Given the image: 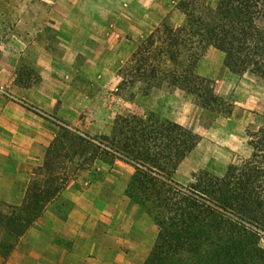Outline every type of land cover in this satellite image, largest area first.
<instances>
[{
	"label": "rangeland",
	"instance_id": "374dc122",
	"mask_svg": "<svg viewBox=\"0 0 264 264\" xmlns=\"http://www.w3.org/2000/svg\"><path fill=\"white\" fill-rule=\"evenodd\" d=\"M180 1L84 0L79 6L78 0H0V116L3 111L8 114L2 116L1 123L13 128V120L27 121V108L22 106L25 103L39 114V122L48 134L49 124H54L57 137L58 125L64 122L100 140V136L110 135L118 115L154 113L167 119L164 114H170L200 138L172 179L186 186L202 171L222 176L229 163L249 155L246 131L260 122L264 111L262 79L251 73L229 72L223 54L208 47L196 72L211 81L215 95L222 100L223 105L213 113L202 109L192 96L166 84L148 94L177 92L175 100L167 101L161 113V104L153 105L154 110L149 107L138 84H120V68L127 65L131 53L150 32L163 23L173 27L184 23ZM101 15L108 27L127 34V44L111 48L109 41L103 43L93 35L91 27ZM62 17L76 20L80 30L73 49L58 37L53 25ZM118 17L122 23L116 22ZM82 42L91 49L79 48ZM77 50L85 53L75 54ZM67 59L74 60V69L65 63ZM57 64L59 68L54 67ZM44 67L48 71L43 72ZM43 74H53L57 79L44 85L47 96L53 94L60 100L54 113L13 97L14 87H36ZM23 136H27L23 127L16 133H4L0 127V212L4 214L19 208L24 199L19 197L27 180V154L17 153L14 148L25 142ZM44 151L38 152L42 160ZM93 151L79 153L71 148L67 152L62 169L65 186L18 240L7 264L144 263L155 241L156 226L145 210L125 194L134 167L123 158L112 159L100 149ZM36 166L37 162L31 174ZM85 193L84 203L73 213L75 199ZM91 197L95 199L89 202Z\"/></svg>",
	"mask_w": 264,
	"mask_h": 264
},
{
	"label": "trees",
	"instance_id": "16d2710c",
	"mask_svg": "<svg viewBox=\"0 0 264 264\" xmlns=\"http://www.w3.org/2000/svg\"><path fill=\"white\" fill-rule=\"evenodd\" d=\"M179 8L184 23H163L148 34L120 68L121 86L138 84L148 96L166 84L213 113L222 100L196 72L208 47L223 54L229 72L264 81V0H181ZM259 119L246 131L247 157L229 163L219 177L202 171L186 186L172 176L199 143L190 129L154 113L118 115L110 135L96 140L60 122L42 163L32 169L21 206L0 212L2 264L65 186L63 159L71 148L100 149L133 165L125 194L156 226L143 264H264V111Z\"/></svg>",
	"mask_w": 264,
	"mask_h": 264
},
{
	"label": "crops",
	"instance_id": "0c3cea01",
	"mask_svg": "<svg viewBox=\"0 0 264 264\" xmlns=\"http://www.w3.org/2000/svg\"><path fill=\"white\" fill-rule=\"evenodd\" d=\"M83 2H84V0H78V3H79L78 5L80 6ZM95 2L101 3V2H104V0H95ZM116 22L122 23V18L118 17ZM53 25L57 29L56 33H57L58 37H61L62 39L65 40L66 45H68L69 49H73L72 47L75 44V39H77L78 32L80 31L77 29L76 20H74L73 18L62 17L60 22L56 21ZM111 28H110V25H109V27H108V25H106V22L104 20V16L101 15L99 17H96L95 22L91 27V30H92L93 35H95V37L101 38V41L103 43L105 41H109L111 48H116L119 46L121 47V46H123L124 43L127 44L129 42V40L126 36L127 34L125 32L122 33V30L117 32L116 29L114 30V28H112V29ZM122 34H124V35L122 36ZM88 36H85L84 38L89 39ZM89 37H91V36H89ZM78 46H80L79 48H85L87 50L91 49V47L84 42L80 43ZM97 47H99V46L97 45ZM76 53L82 54L85 52L82 50H77L75 52V54ZM64 60H65V58H64ZM66 61L67 62H65V63H67V65L70 68L74 69V67H73V64H74L73 61L74 60H68L67 59ZM54 67L59 68V64L54 65ZM42 70H43V72L48 71L46 67H44ZM49 81H51V82L57 81V79L54 78L53 74L52 75L43 74L41 76V82L36 87H32V88L28 87L27 89L17 87V86L14 87V90L12 91L13 97H15L17 99L25 100V101H27V104L34 106V107H38V108L46 111L47 113H54L56 111V105L60 100L56 95H53V94H51L50 97H49V95L47 96L48 93L46 92L44 85L46 82H49ZM180 93H182V92H180ZM176 95H177L176 91H172L171 93H167V94H165V92L161 91L160 93L158 92L155 95L151 94L149 97L147 96L146 101L149 102V105H150L149 107H151L152 110H154L153 109L154 106H158L159 104H161L162 107L160 109V112L162 113L163 107L167 106L166 102L167 101L172 102L173 100H175ZM182 95H183V93L181 94V97H182ZM172 107H173V105H172ZM2 116L8 117L7 112L3 111V114L0 116V127L2 128L4 133H7V132L8 133H16L21 127L27 129V136H25V137L23 136L25 139L21 138V139H24L25 142H23L21 144H16L14 146L15 151L17 153L27 154V180L25 181L23 186H21V188H20L21 196L19 197V199L22 200L24 195H25L28 182L31 178L32 165H34L36 162H37V165L42 163V156L40 157L38 152L42 151V149L45 150V148L48 147V144H50V142L56 137L55 133L57 131V126H55L54 124H49L50 125L49 128L51 129V133L48 134L45 130L46 129L45 126L41 125L39 122L42 119L28 109H27V121L15 119V120H13V122L15 123L13 128H7L6 126L3 125V123H1L2 122V120H1ZM164 116L167 119L174 121L175 123H177V121H178L176 118L170 116V114H164ZM45 123H47V122H45ZM179 123H180V125L184 126L182 122H179ZM46 127L48 128V126H46ZM19 140H20V138H19ZM193 152H194V150L191 153H193ZM38 155H39V158H38ZM2 162L6 163L5 160ZM85 198H86V193L79 195L75 199L74 207H73V213H74V211H75V213H76V211L78 212L79 205L84 203ZM92 199L94 200L95 198L91 197L89 199V202Z\"/></svg>",
	"mask_w": 264,
	"mask_h": 264
}]
</instances>
